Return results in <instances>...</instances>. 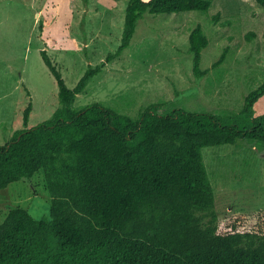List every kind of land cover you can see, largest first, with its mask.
<instances>
[{"label": "trees", "instance_id": "1", "mask_svg": "<svg viewBox=\"0 0 264 264\" xmlns=\"http://www.w3.org/2000/svg\"><path fill=\"white\" fill-rule=\"evenodd\" d=\"M256 1L264 8V0ZM212 4L128 0L119 47L73 87L41 50L61 105L32 126V103L25 107V127L0 144V191L42 170L50 213L37 218L27 206L9 207L0 221V264H264V209L231 210L219 220L203 154L205 146L242 138L264 146V113L255 114L264 79L246 94L240 112L225 117L182 108L159 112L163 104L156 102L137 119L101 102L74 107L93 76L125 54L144 15L207 11ZM259 36L250 32L245 39ZM189 40L193 72L204 76L210 38L200 23Z\"/></svg>", "mask_w": 264, "mask_h": 264}, {"label": "rangeland", "instance_id": "2", "mask_svg": "<svg viewBox=\"0 0 264 264\" xmlns=\"http://www.w3.org/2000/svg\"><path fill=\"white\" fill-rule=\"evenodd\" d=\"M127 2L0 0V144L25 127L29 102V126L50 118L61 105L57 79L41 50L75 86L88 67L119 47ZM199 23L210 38L203 51L209 71L200 77L189 52L190 34ZM250 32L261 39L246 41ZM228 46L226 59L213 66ZM263 79L264 8L256 0H213L207 11L140 18L131 46L93 76L74 107L101 102L137 119L156 102L163 104L159 112L182 108L225 117L240 112L246 94ZM258 113H264V96L256 104ZM203 154L219 220L231 210L264 209V146L242 138L205 146ZM40 172L0 191V221L12 205L29 207L37 218L49 215L51 196Z\"/></svg>", "mask_w": 264, "mask_h": 264}]
</instances>
